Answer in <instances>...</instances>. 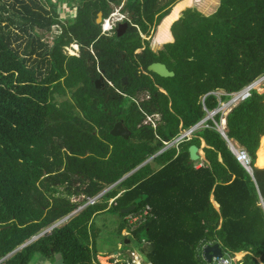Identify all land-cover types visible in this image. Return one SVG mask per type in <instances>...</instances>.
<instances>
[{
  "label": "trees",
  "instance_id": "obj_1",
  "mask_svg": "<svg viewBox=\"0 0 264 264\" xmlns=\"http://www.w3.org/2000/svg\"><path fill=\"white\" fill-rule=\"evenodd\" d=\"M14 1L18 15L9 24L0 17V264H99L95 218L125 219L132 206L152 208L125 238L145 264H208L209 244L264 264V168L256 167L264 84L226 116L228 140L219 112L180 152L157 156V168L143 165L264 77V0H211L182 18L201 0ZM62 4L76 17L61 19ZM121 5L132 26L122 37L103 34L99 14L106 20ZM155 26L158 44L170 29L174 37L159 51L142 38ZM73 44L79 57L66 52ZM154 63L175 76L149 72ZM101 76L106 86L98 88ZM155 116L156 127L146 123ZM118 123L128 139L112 135ZM204 142L207 162L192 163L189 148ZM230 143L247 154L251 171ZM117 183L102 202L50 230Z\"/></svg>",
  "mask_w": 264,
  "mask_h": 264
},
{
  "label": "rangeland",
  "instance_id": "obj_2",
  "mask_svg": "<svg viewBox=\"0 0 264 264\" xmlns=\"http://www.w3.org/2000/svg\"><path fill=\"white\" fill-rule=\"evenodd\" d=\"M210 1L211 0H201V1H199V2H197L195 4H193V5H188V7H186L182 11V13L180 15V18L183 17L184 11H186L188 8L197 7L200 11H202L201 7L203 9H205L204 5L207 6L210 3ZM13 4H14V9L11 8V6H13ZM122 5L120 7L113 6V7H115L114 11H113V13L110 15V17L108 19L104 20V16H103L102 19L99 20V17H98V20L100 22L99 25L102 26L103 34H104V32H106L103 29V27L105 26L106 21H110V23L112 24V28L109 29V32H106L107 34H109L111 36L115 35V29H116L117 23H119V19L122 20L123 24L128 23L130 26H132L131 15L128 12H124L123 10H121L123 8ZM3 6H6V10H8V11H5L3 9ZM19 9H20V5L19 4H15L14 0H0V17L2 16L5 19V24H9L8 18L10 16L14 17V16L18 15L17 12L15 13L14 10H19ZM58 13L60 14L61 19H65L66 17H76L77 10L76 9L72 10L68 6H66L65 4H62V6H60L58 8ZM118 13L121 14V15H119L118 18L117 17L113 18V16L115 14H118ZM204 13L209 14V12H204ZM98 20H97V22H98ZM158 29H159V26L158 27H156V26L153 27V29L151 31V35L149 37H147L144 34L142 35L143 39L150 41L151 46H152V48L155 51H159L160 49H162L161 45L158 44V42H157V36H158V33H159ZM170 32H171V29H170ZM40 33L43 34L42 32H40ZM54 35H55V33L52 32L50 34H46L45 36L44 35L43 36H44L45 40L53 41ZM171 41L174 42V37L172 39H170L168 41V43H171ZM78 49H79L78 45L77 44H73L70 47L66 48V52L70 56L78 57L79 55H81V53H80V51H78ZM257 83H258L259 91L263 92V89L261 87L264 84V77L261 78L260 80H258ZM69 97H71V96L69 95L68 98ZM63 100H65V98H59V101H63ZM227 110H225L223 112V117H224V122L222 121L223 123H226V119H225L226 118V114L225 113L228 112ZM160 118H161L160 116H155L153 118H148L146 123H153L154 127H156L157 124H158V121L160 120ZM263 140H262V145H263ZM185 142H189V141H185ZM185 142H183V143H185ZM183 143H181V144H183ZM204 146H205V143H203L201 151H203V156L206 157V154L204 152ZM169 149H171V148L170 147L168 148L167 146H165V148L161 149L156 155L152 156L149 160H147L144 163V165L154 164V159L157 156L163 154L165 151H167ZM176 149H178V151L180 152V148H176ZM200 162L204 163V161H200ZM154 166H156V168L158 167L156 164H154ZM129 176H127L125 178H128ZM116 186L113 185V186L109 187L108 189H105L103 192H101L95 198L89 199L84 206H81L77 211H75L71 215L67 216L63 220L59 221L54 228L62 226L63 224L69 222L72 218H74L78 213H80L82 210H84L88 206L94 205V204H98V203L102 202L104 197L110 191H112V189H114ZM90 200H95V203L93 204L92 201L90 202ZM115 200L116 199H112V200L109 201V206L110 207H112V204L115 202ZM73 201L74 202H82L83 201V197H81L79 199H74ZM123 226L125 227L123 232H122V236L123 237L120 238L119 234H120L121 228ZM95 234L97 236V247L96 248L98 250L99 264H120V263H118L120 261H122L123 263H127V264H145L144 261H143V258L140 256V252H139L138 248L133 247V245H132V248H130L128 250V248H129V246L131 244V241L129 242V241L125 240L126 237H130V236H127V225H126L125 219H123L122 216L117 215V214H113V213H110V212L100 213L95 218ZM209 245H214V244H209ZM209 245H206L203 248V252L202 253H203V257H204L205 260H206V258L204 256V250ZM111 253H114V254H111ZM115 253H117V254H115ZM239 257H243V254L239 255ZM55 264H61V261H57Z\"/></svg>",
  "mask_w": 264,
  "mask_h": 264
},
{
  "label": "built area",
  "instance_id": "obj_3",
  "mask_svg": "<svg viewBox=\"0 0 264 264\" xmlns=\"http://www.w3.org/2000/svg\"><path fill=\"white\" fill-rule=\"evenodd\" d=\"M254 89H257V90L259 89L257 82H255L251 86H248L241 92L230 94L231 99L227 102H222L221 107L217 111V113L219 112L223 113L225 110L228 109L227 110L228 112L225 113L227 115L234 107H236L241 102L251 97V91ZM215 115H212L210 113L208 118H206L204 121H202L200 124L192 128L191 130L181 133L177 138H175L171 142L166 143V146L168 148L170 147L171 149L179 148L181 143L185 141H190L193 138L195 132L201 128H204L207 120L214 118ZM223 122H224V118H223ZM225 130H226V125L225 126L223 125L222 131L225 132ZM238 157L241 162H245L249 164L250 161L245 152H239ZM203 165L204 164H200L197 166V168L202 167ZM91 201L93 204L95 203V200H90V202ZM152 216L153 214H152L151 207H147L145 210H142L141 212H138V213L132 212L129 215H127L125 218L126 225H127V236H130L136 230L138 226H141L144 223H146ZM242 254H243V257H239V255H242ZM246 256L247 255H245L244 253L224 254L222 258H214L213 262L209 264H244V259ZM118 263L124 264L122 261Z\"/></svg>",
  "mask_w": 264,
  "mask_h": 264
},
{
  "label": "water",
  "instance_id": "obj_4",
  "mask_svg": "<svg viewBox=\"0 0 264 264\" xmlns=\"http://www.w3.org/2000/svg\"><path fill=\"white\" fill-rule=\"evenodd\" d=\"M102 17H103V13H100L99 14V20L102 19ZM99 20H98V24H100ZM120 26L121 27L119 29L118 36L119 37H122L126 33V30H123V29L129 28L130 25L128 23H125V24H120ZM148 70H149V72L154 73V74H157L158 76H160L162 78H171V77H174L175 76V73L172 72V71H170L169 68L167 67V65H165L163 63H154L151 66H149ZM123 80H124V84H125L127 82V79L125 78ZM105 81H106V79L104 77H101L96 82L97 87L98 88H101V84H103ZM211 114L212 115H215L216 112L211 113ZM222 127H223V125L221 124L219 126V131L222 133V135L224 136V138H226V140H228V137H227L226 133L224 131H222ZM112 135H114L116 137H123V138L128 139L130 137V135H131V132L129 130H127L122 123H118L115 126V128L113 129ZM230 145H231V149L233 150V152L236 155H238V151L235 149L234 145H232L231 143H230ZM205 147H207L206 143H205L204 148ZM261 147H262V141H261ZM261 147H260V149H261ZM189 153H190V158H191V162L192 163L199 162V161L207 162L206 157L203 156V151H201V148H199L198 146H196V145L191 146L189 148ZM258 157H259V154H257V160H258ZM242 163L246 166V168L249 171H251V168L248 166V163H245V162H242ZM256 167H257V165H256ZM129 175H132V174H129ZM124 179H126V178H124ZM119 183H117V184H119ZM117 184H115L114 186H116ZM214 204L216 205V207L218 209H220L216 202H214ZM135 209H136V207L135 206H132L129 209L124 210L123 213L130 214L131 212L135 211ZM54 227L51 228L50 230H53ZM36 239H38V238H36ZM36 239H34V240H36ZM204 256H205V258H206V260H207L208 263H212L213 260H214V258H222L224 256V251H223V248H222L221 244H214V245L207 246L205 248V250H204Z\"/></svg>",
  "mask_w": 264,
  "mask_h": 264
},
{
  "label": "bare ground",
  "instance_id": "obj_5",
  "mask_svg": "<svg viewBox=\"0 0 264 264\" xmlns=\"http://www.w3.org/2000/svg\"><path fill=\"white\" fill-rule=\"evenodd\" d=\"M119 15H121V14H119V13L115 14L113 16V18H116V17L118 18ZM120 21L122 22V20L119 19V22ZM111 28H112V24L110 23V21H106L105 26H104V30L106 32H109V29H111ZM226 123H223V124L225 125ZM258 154H259V157H258L256 165L258 168L262 169V168H264V140H263V145H262L261 149L259 150Z\"/></svg>",
  "mask_w": 264,
  "mask_h": 264
},
{
  "label": "flooded vegetation",
  "instance_id": "obj_6",
  "mask_svg": "<svg viewBox=\"0 0 264 264\" xmlns=\"http://www.w3.org/2000/svg\"><path fill=\"white\" fill-rule=\"evenodd\" d=\"M120 27H121V26H120V23H118L117 26H116V29H115V33H116L117 35H118V33H119V29H120ZM128 29H129V28H126V29H123V30H126V32H127ZM78 51H80V53H81V49H80V48L78 49ZM79 56H80V55H79ZM101 77H103V76H101ZM101 77H100V78H101ZM102 86L105 87L106 84L103 83V84H101V87H102Z\"/></svg>",
  "mask_w": 264,
  "mask_h": 264
},
{
  "label": "crops",
  "instance_id": "obj_7",
  "mask_svg": "<svg viewBox=\"0 0 264 264\" xmlns=\"http://www.w3.org/2000/svg\"><path fill=\"white\" fill-rule=\"evenodd\" d=\"M182 13V12H181ZM170 35H171V37H170V39H172L173 38V35H172V33L170 32ZM173 41H171V43H172ZM166 44H169L168 42H166L165 44H163V45H161V47L163 48ZM242 253H244L245 255H249L250 253H248V252H242ZM115 254H117V253H115ZM258 261L262 264V260H261V258H259L258 259ZM45 264H50L49 262H46Z\"/></svg>",
  "mask_w": 264,
  "mask_h": 264
},
{
  "label": "clouds",
  "instance_id": "obj_8",
  "mask_svg": "<svg viewBox=\"0 0 264 264\" xmlns=\"http://www.w3.org/2000/svg\"><path fill=\"white\" fill-rule=\"evenodd\" d=\"M122 10V9H121ZM124 21V20H123ZM120 24H123V22H119ZM118 24V23H117ZM103 29H104V27H103ZM114 30V29H113ZM104 34H107L106 32H104ZM78 47H79V45H78ZM80 48V47H79ZM79 57V56H78ZM105 78V77H104ZM127 79V78H126ZM127 83V82H126ZM105 84V83H104ZM259 90V89H258ZM214 113V112H213ZM228 115V114H227ZM226 115V116H227ZM204 121V120H203ZM223 121V120H222ZM221 124L223 125V122H221ZM205 143V142H204ZM239 153V152H238ZM238 156V155H237ZM239 158V157H238ZM132 213V212H131ZM127 215H129V214H127ZM126 218V217H125Z\"/></svg>",
  "mask_w": 264,
  "mask_h": 264
}]
</instances>
